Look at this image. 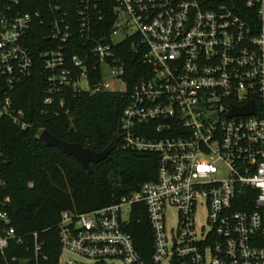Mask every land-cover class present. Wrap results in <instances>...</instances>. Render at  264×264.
Wrapping results in <instances>:
<instances>
[{
    "label": "built area",
    "instance_id": "obj_1",
    "mask_svg": "<svg viewBox=\"0 0 264 264\" xmlns=\"http://www.w3.org/2000/svg\"><path fill=\"white\" fill-rule=\"evenodd\" d=\"M31 2L42 8L25 11ZM38 24L42 103L64 108L67 88L127 92L119 147L156 156L158 168L104 207L62 211L58 264H264V0H0V117L22 129L31 123L16 92L35 69ZM126 40L142 53L132 87L116 52ZM105 68L125 90L111 89ZM246 106L253 113H233ZM10 204L0 201V255L48 264L38 233L17 232ZM134 206L150 226L146 254L128 230Z\"/></svg>",
    "mask_w": 264,
    "mask_h": 264
},
{
    "label": "trees",
    "instance_id": "obj_2",
    "mask_svg": "<svg viewBox=\"0 0 264 264\" xmlns=\"http://www.w3.org/2000/svg\"><path fill=\"white\" fill-rule=\"evenodd\" d=\"M39 8L40 2L24 6L25 11ZM43 29L38 24L31 30L29 46L35 52V69L16 92V103L24 109L31 126L22 129L10 118L0 117V201L6 196L11 198L9 211L17 232L24 236L37 232L39 241L44 242L48 264H58V221L62 211L87 212L104 207L139 190L143 182L154 180L158 168L156 156L122 149L117 143L107 158L91 164L92 171L84 170L72 155L40 140L39 133L47 129L63 140L100 152L119 136L121 115L128 103L127 92L77 93L67 88V106L63 108L58 102L53 107L45 106L42 101L47 85L38 59L46 35ZM117 45V55L127 67L124 77L132 87L141 78L142 53L131 52L128 40ZM143 207H133L128 230L146 254L152 248V238ZM13 254L8 251L0 255V264H20L12 259ZM17 254L32 256L22 249Z\"/></svg>",
    "mask_w": 264,
    "mask_h": 264
},
{
    "label": "water",
    "instance_id": "obj_3",
    "mask_svg": "<svg viewBox=\"0 0 264 264\" xmlns=\"http://www.w3.org/2000/svg\"><path fill=\"white\" fill-rule=\"evenodd\" d=\"M234 114H250L253 113L252 106H246L240 109H235ZM40 140L48 147H56L64 154L72 155L84 170L92 171L91 164H98L107 158L115 149L117 143L120 140L119 136H116L102 151L96 152L90 147H84L79 142H70L63 140L60 137L50 133L47 129L42 130L39 135Z\"/></svg>",
    "mask_w": 264,
    "mask_h": 264
},
{
    "label": "rangeland",
    "instance_id": "obj_4",
    "mask_svg": "<svg viewBox=\"0 0 264 264\" xmlns=\"http://www.w3.org/2000/svg\"><path fill=\"white\" fill-rule=\"evenodd\" d=\"M125 35V31L119 30V34H117L116 36V40H121ZM108 68L104 69V76L110 81V83L112 84V90L113 91H119V90H125L126 89V85L124 83H122L119 80L116 79H111L109 74H108ZM175 209L173 210H169L168 212V226L171 227L175 224ZM204 213L201 211L200 214L197 215V224L198 226H200L203 222H204Z\"/></svg>",
    "mask_w": 264,
    "mask_h": 264
}]
</instances>
